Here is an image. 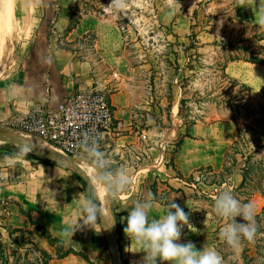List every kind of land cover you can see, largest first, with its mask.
Returning <instances> with one entry per match:
<instances>
[{"label": "rangeland", "instance_id": "obj_1", "mask_svg": "<svg viewBox=\"0 0 264 264\" xmlns=\"http://www.w3.org/2000/svg\"><path fill=\"white\" fill-rule=\"evenodd\" d=\"M40 1L15 0L16 30H0V125L14 128L13 134L18 136L24 135L15 128V121L35 111L34 104L28 105V102L33 98L41 103V95L47 84L49 53L43 54L40 45V37L43 36V15L38 6ZM178 2L181 7L171 16L167 15L169 7L166 0H129L126 12L107 9L110 18L121 30L122 57L128 69L126 76L132 82L137 100L136 124L138 129H146L150 133H174L170 142L171 163H174L180 140L191 126L190 121H228L236 124V140L221 151L214 163L216 169L211 164H205L196 173V179L188 176L186 180L194 183L195 190L199 191L192 192L196 201V216L206 219L214 228L215 246L222 257V264H264V90H248L245 84L236 82L226 73V66L234 57L245 60L252 57L254 52H260L264 57L257 43L258 37L264 33V27L252 25L243 19L239 14L238 0ZM109 3L110 0H105V6ZM87 8L94 15L104 13L103 6ZM74 13L76 17L77 12ZM93 39L94 35L91 34L77 41V47H71L87 51L85 49ZM190 43H193V47L186 48ZM98 60L101 58L91 55L92 62ZM20 102L28 105L29 111L20 110L24 109ZM0 156H20L34 164L63 167L48 165L36 153L17 145L10 146L2 140ZM64 169L74 179L76 186L86 196L89 195L75 174ZM91 169L94 171L92 166ZM89 175L95 183V175ZM243 178L242 186L237 188ZM96 187L106 207L105 217L109 224L104 188L99 184ZM222 191H230L242 203L254 204L258 225L254 242L242 240L239 248H232L220 238V228L231 221V218L219 217L213 209L214 199ZM1 197L0 226L10 233V237L6 233L2 239L13 242L7 247L11 264H36L33 251L26 257L25 249L19 248V244L27 239L33 241L31 238L55 255L53 264H64L62 259L56 257L58 247L39 240L44 236L27 219V211L23 207L26 201L5 195ZM160 198L165 200V197ZM121 199L119 196L114 198L115 208ZM116 217L118 222L117 210ZM236 221L243 222L240 217H236ZM26 247L33 246L26 244ZM68 248H73L88 259L70 254L66 260L69 264H112L100 219L94 231L69 238L64 250ZM119 257L122 264H128L120 251Z\"/></svg>", "mask_w": 264, "mask_h": 264}, {"label": "crops", "instance_id": "obj_2", "mask_svg": "<svg viewBox=\"0 0 264 264\" xmlns=\"http://www.w3.org/2000/svg\"><path fill=\"white\" fill-rule=\"evenodd\" d=\"M261 3L264 0H243L244 5L240 6L238 3L239 14L248 23L261 26L258 13ZM38 6L43 15L41 50L45 55L49 53L48 77L46 89L41 100L39 99L41 103L32 98L28 105L34 104L36 109L42 106L55 108L79 89L93 86L107 92L115 119L126 124L119 136L111 131L105 133L100 150L109 159L112 170L123 168L131 178L128 190L119 195L122 199L116 208L118 249L128 264H142L144 254L124 234L126 220L122 221L121 218L128 215L132 201L143 200L149 193L156 197L150 220L166 214L167 205L174 202L189 216V225L183 227L179 243L191 241L198 250L214 247L218 252L214 228L206 219L196 216V201L192 192L199 191L195 190L196 185L189 183L186 177L193 176L196 179V173L205 164H211L216 169L214 163L219 159L221 151L228 143L236 140V124L218 121L191 125V137L184 139L174 155V163H171L170 142L174 133H150L149 130L137 127V100L132 82L126 76L128 69L122 57L121 30L108 15L104 7L105 0H41ZM88 6L90 9L103 6L104 13L94 15L88 10ZM74 11L77 12L76 16L81 17H78L75 27L66 31ZM91 34L94 39L88 49H85L87 51L71 47H77V41L86 39ZM257 43L261 49L264 48V38L257 40ZM91 55H96L101 60L92 62ZM226 73L230 78L249 86L252 91L264 87V64L247 60L230 61L226 66ZM20 104L24 106L20 110L29 111L28 105ZM1 195L26 201L23 204L25 211L57 237L64 226L80 219L76 207L77 198L83 199L86 196L64 167L34 164L20 156H0V200ZM160 197H165V200L162 201ZM0 229L3 230L2 238L6 237V233L10 237L5 227L0 226ZM94 230L95 227L81 228L75 232L74 237ZM31 240L37 243L35 239ZM39 240L48 244L44 237ZM69 257L62 259L64 264H69L66 261ZM54 261L55 259L51 264Z\"/></svg>", "mask_w": 264, "mask_h": 264}, {"label": "clouds", "instance_id": "obj_3", "mask_svg": "<svg viewBox=\"0 0 264 264\" xmlns=\"http://www.w3.org/2000/svg\"><path fill=\"white\" fill-rule=\"evenodd\" d=\"M129 0H110L106 9H114L126 12ZM240 6L244 5L243 0H238ZM169 7L167 15H174L177 8L181 7L178 0H166ZM259 24L264 26V3L258 6ZM86 157L91 161L95 183L104 188L106 193L115 198L122 192L128 190L131 183L127 171L123 168L112 170L109 159L100 150L99 142L90 138L85 133L80 145ZM94 187L89 195L83 199L77 198V211L80 219L75 223L64 226L59 237L62 242L72 239L75 232L81 228L94 229L98 219L107 218L103 215L101 205L97 204L98 198L93 194ZM156 197L149 193L141 200L132 201L131 210L126 217L124 234L131 242H135L144 255L142 264H222V257L214 247H203L198 250L191 241L179 243L182 229L189 225V216L176 203L167 205L166 214L159 218L149 219L150 213L154 210ZM214 212L222 218H231V221L220 228L219 236L232 248H239L242 240L254 242L258 231L255 219V206L252 202L242 203L230 191H222L214 199ZM174 210V211H173ZM240 217L243 222H237ZM109 226H114V220Z\"/></svg>", "mask_w": 264, "mask_h": 264}, {"label": "built area", "instance_id": "obj_4", "mask_svg": "<svg viewBox=\"0 0 264 264\" xmlns=\"http://www.w3.org/2000/svg\"><path fill=\"white\" fill-rule=\"evenodd\" d=\"M14 126L67 156H86L80 147L85 133L98 140L100 147L105 133L119 136L126 128L124 121L115 119L107 92L93 86L79 89L55 108L36 109Z\"/></svg>", "mask_w": 264, "mask_h": 264}, {"label": "water", "instance_id": "obj_5", "mask_svg": "<svg viewBox=\"0 0 264 264\" xmlns=\"http://www.w3.org/2000/svg\"><path fill=\"white\" fill-rule=\"evenodd\" d=\"M14 130L15 129L12 127L0 125V140L9 144H13L25 148L26 150L34 152L37 155L41 156L43 159L62 165L63 167L69 169L73 173L79 175L87 183L90 190H92L94 187L95 190L93 194L98 198L97 204L99 205L100 203L102 208V203L100 200L99 193L92 179L82 169L78 168L77 166L78 162L81 160L88 161L92 166L91 161L86 156H67L64 154L55 153L52 150H50V148L48 147V145L50 144H48L47 142H41L39 140L30 141L24 138V136H18L13 134ZM18 131L20 134L23 133L20 130ZM104 192L107 200V211L110 216L109 225L114 220V226H109L108 228H106L102 217L100 218V225L105 235L109 250L111 252L112 264H122L120 261L119 249H118V222L116 217L115 201L114 198L109 196L105 190Z\"/></svg>", "mask_w": 264, "mask_h": 264}, {"label": "trees", "instance_id": "obj_6", "mask_svg": "<svg viewBox=\"0 0 264 264\" xmlns=\"http://www.w3.org/2000/svg\"><path fill=\"white\" fill-rule=\"evenodd\" d=\"M74 14L75 13L73 12L71 17H70V22H69V25H68L66 31H69L73 27H75V25L78 22V17H81L80 15L75 17ZM258 27H264V26H258ZM263 38H264V33L258 37V40L259 39L261 40ZM192 44L193 43H190V45L186 48H192L193 47ZM262 51L264 52V48H262ZM235 60H240V59H237L236 57L231 59V61H235ZM245 60L253 62V63L264 64V57L262 56V53H260V52H254L252 57L245 59ZM236 82H238V81H236ZM246 88L248 90H251V88L249 86H246ZM262 90H264V88H262ZM195 123H196L195 121H190V125H193ZM189 128H190V126L188 127L187 132L183 135L182 139L180 140V146L186 137H191V135L189 133ZM262 141H264V140L262 139ZM9 145L13 146V144H9ZM43 162L48 164V165H59L57 163H54V162L46 160V159H43ZM60 166H62V165H60ZM75 176L81 182L82 186H84V189L88 193H90L91 190L89 189L87 183L79 175L75 174ZM244 180H245V178L242 179L241 183L237 186V188H240L242 186ZM233 189H234V187H233ZM263 209H264V207H263ZM26 215L30 219L32 225H34L42 233V235L45 237V239L48 241V243L53 247L55 246V247L59 248L58 249L59 253H57V255H56L57 258L63 259L70 254H76V255H81L85 260L88 261L87 257H85L81 253L75 251L73 248H68L67 250L66 249L64 250L65 242H62L59 237L53 235L51 233V231L46 226H43V225L39 224L37 221H35L31 217L30 214L27 213ZM0 238H1L0 239V261H1V264H11L10 256H7V251H8L7 247L9 248V246L12 245L13 242L4 241L2 239V236ZM26 244H31L33 247H31V248L26 247ZM19 248L25 249L24 254L26 255V257L30 251H33V253L35 254L34 260H36V264H51L52 260L55 258V255H53L49 250H47L46 248L40 247L37 243H35L34 241H30L28 239L24 243L19 244Z\"/></svg>", "mask_w": 264, "mask_h": 264}, {"label": "bare ground", "instance_id": "obj_7", "mask_svg": "<svg viewBox=\"0 0 264 264\" xmlns=\"http://www.w3.org/2000/svg\"><path fill=\"white\" fill-rule=\"evenodd\" d=\"M15 9H16L15 0H0V30H2L4 32L5 31L8 32V31H12L13 29H15L14 27L17 26V23H18V20L15 17ZM22 134L24 135V138H26L30 141L39 140L41 142H44L41 139L37 138L36 136L26 134V133H22ZM48 147L53 152L58 153V154H62V152L59 151L56 147H54L52 145H48ZM77 166H78V168L82 169L89 177H90L89 173L94 174V171L91 169L90 163L86 160L79 161ZM93 183H94V181H93ZM94 185L96 187L95 183H94ZM96 189H97V187H96ZM97 191H98V189H97ZM99 196H100V194H99ZM100 200H101V198H100ZM101 203H102V200H101ZM102 211H103V215L105 216L106 207L103 206V203H102ZM102 219L104 220L103 217H102ZM104 224H105L106 228H108L105 220H104Z\"/></svg>", "mask_w": 264, "mask_h": 264}]
</instances>
